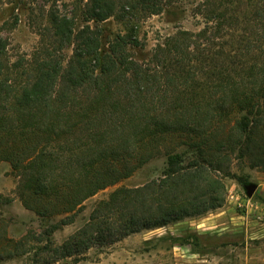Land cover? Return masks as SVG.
<instances>
[{
	"label": "trees",
	"instance_id": "trees-1",
	"mask_svg": "<svg viewBox=\"0 0 264 264\" xmlns=\"http://www.w3.org/2000/svg\"><path fill=\"white\" fill-rule=\"evenodd\" d=\"M163 5L85 0L81 12L95 25L81 28L49 8L46 30L59 49L39 42L24 62L9 59L0 24V161L25 208L68 223L86 199L166 155L161 176L116 186L60 244L46 237L40 251L52 261L221 207L232 154L264 171V0H200L202 26L134 56L145 46L135 21ZM110 17L123 32L103 33L97 24ZM171 139L193 155L169 148Z\"/></svg>",
	"mask_w": 264,
	"mask_h": 264
},
{
	"label": "rangeland",
	"instance_id": "rangeland-1",
	"mask_svg": "<svg viewBox=\"0 0 264 264\" xmlns=\"http://www.w3.org/2000/svg\"><path fill=\"white\" fill-rule=\"evenodd\" d=\"M199 1L162 0L161 12L135 21L137 37L145 46L142 50H132L134 56L147 57L158 40L178 28L195 31L202 26L203 18L195 9ZM84 2L0 0V24H4L1 35L7 40L9 59L24 62L42 41L59 49L55 42L52 44L46 30L49 8L73 17L76 28L86 23L94 26L93 22L85 21L81 12ZM238 9H243L242 4ZM97 25L107 36L123 32L126 27L123 21L113 17ZM71 47L63 46L60 53L68 58ZM167 143L169 148L176 146L185 157L193 155L178 140ZM165 166L164 153L151 158L129 177L86 199L68 215L72 221L61 224L63 214L40 217L23 206L16 191L17 176L7 161H0V264H264V171L251 167L246 158L236 154L231 155L230 175L223 178L225 199L219 208L131 233L109 245L93 246L76 259L65 257L52 261L51 255L40 251L46 237L57 245L82 226L96 201L105 198L116 186L142 185L161 176ZM56 224L59 225L53 227ZM173 237H182L183 242L175 243Z\"/></svg>",
	"mask_w": 264,
	"mask_h": 264
}]
</instances>
